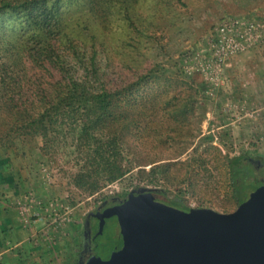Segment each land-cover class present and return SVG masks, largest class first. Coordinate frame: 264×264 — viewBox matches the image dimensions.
Returning a JSON list of instances; mask_svg holds the SVG:
<instances>
[{
  "label": "trees",
  "instance_id": "obj_1",
  "mask_svg": "<svg viewBox=\"0 0 264 264\" xmlns=\"http://www.w3.org/2000/svg\"><path fill=\"white\" fill-rule=\"evenodd\" d=\"M150 2L0 0V145L15 155L30 144L44 151L67 148L75 167L71 181L82 192L95 194L126 178L140 183L110 197L130 199L146 182L161 186L153 190L157 200L183 208L179 196H169V186L191 190L197 174H213L198 153L175 160L196 135L190 114L198 89L174 105L167 100L174 119L167 127L155 119L149 94L137 95L158 73L168 76L166 64L152 54L165 48L168 32V19L160 21L158 11L171 14L175 0ZM176 73L189 77L178 66ZM167 146L179 150L162 157ZM248 156L228 163L236 207L262 187ZM5 182L18 191L16 182Z\"/></svg>",
  "mask_w": 264,
  "mask_h": 264
},
{
  "label": "rangeland",
  "instance_id": "obj_2",
  "mask_svg": "<svg viewBox=\"0 0 264 264\" xmlns=\"http://www.w3.org/2000/svg\"><path fill=\"white\" fill-rule=\"evenodd\" d=\"M160 11V21L168 19L166 46L156 48L152 59L166 64L162 74L168 76L158 73L137 95L149 94L155 119L167 127L174 120L167 100L174 105L198 89L190 114L196 135L175 160L198 153L209 160L213 174L209 179L197 174L191 190L169 186L168 194L181 198L179 209L232 212L237 207L229 159L242 154L264 159V0H175L171 14ZM177 66L189 77L178 75ZM209 133L215 134L214 142L204 139ZM166 148L162 157L179 150ZM23 150L15 155L13 148L0 145V264H73L87 215L106 197L140 182L124 178L88 195L71 181L75 167L65 157L67 148L44 151L30 144ZM3 180L16 182L18 191ZM118 226L113 213L105 216L98 242L105 246L102 254L110 256L121 246Z\"/></svg>",
  "mask_w": 264,
  "mask_h": 264
},
{
  "label": "water",
  "instance_id": "obj_3",
  "mask_svg": "<svg viewBox=\"0 0 264 264\" xmlns=\"http://www.w3.org/2000/svg\"><path fill=\"white\" fill-rule=\"evenodd\" d=\"M155 189H134L111 208L123 246L88 264H264V187L232 212L179 209L157 200Z\"/></svg>",
  "mask_w": 264,
  "mask_h": 264
},
{
  "label": "flooded vegetation",
  "instance_id": "obj_4",
  "mask_svg": "<svg viewBox=\"0 0 264 264\" xmlns=\"http://www.w3.org/2000/svg\"><path fill=\"white\" fill-rule=\"evenodd\" d=\"M248 160L251 161L257 167V172L260 173L261 185H264V159H258L251 156H248ZM111 196V195H110ZM106 197L99 205L92 210L87 217L85 218L83 224V230L81 235V243L79 246V251L76 252L78 257L73 264H88L93 256L99 252L105 251V246L99 245L100 236L102 232V224L106 215L111 214V208L115 205L123 203L128 197ZM136 196V195H135ZM113 202V203H112ZM91 231V232H90ZM90 232V233H89ZM120 237L122 238L121 234ZM105 243V241H104ZM123 246H119L116 251L112 253L116 254Z\"/></svg>",
  "mask_w": 264,
  "mask_h": 264
},
{
  "label": "built area",
  "instance_id": "obj_5",
  "mask_svg": "<svg viewBox=\"0 0 264 264\" xmlns=\"http://www.w3.org/2000/svg\"><path fill=\"white\" fill-rule=\"evenodd\" d=\"M222 34H225V28L222 27Z\"/></svg>",
  "mask_w": 264,
  "mask_h": 264
}]
</instances>
